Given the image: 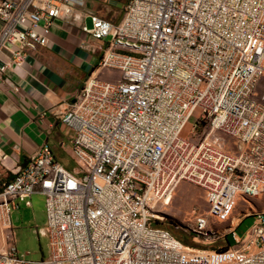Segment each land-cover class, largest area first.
Returning a JSON list of instances; mask_svg holds the SVG:
<instances>
[{"label": "built area", "instance_id": "2783aa9c", "mask_svg": "<svg viewBox=\"0 0 264 264\" xmlns=\"http://www.w3.org/2000/svg\"><path fill=\"white\" fill-rule=\"evenodd\" d=\"M74 4L0 0V72L43 45ZM90 20L84 32L110 36L98 66L119 75L89 77L61 118L75 171L45 144L0 185V264H264L262 211L242 235L230 225L223 250L192 249L153 224L154 205L181 181L208 205L192 216L194 237L219 234L211 223L264 194V0H126L118 23ZM36 193L49 255L31 260L10 214Z\"/></svg>", "mask_w": 264, "mask_h": 264}, {"label": "crops", "instance_id": "0c3cea01", "mask_svg": "<svg viewBox=\"0 0 264 264\" xmlns=\"http://www.w3.org/2000/svg\"><path fill=\"white\" fill-rule=\"evenodd\" d=\"M73 1L75 4L71 15L54 19L43 45L31 52L20 65L12 64L5 72H0L1 184L6 182L8 173L13 174L18 166H23L45 144L50 147L55 160L68 169L63 161L69 154L72 158L71 132L61 121L68 104L89 77L111 80L113 73L117 77L119 75L118 71L104 70L98 66L110 36L96 40L81 27L84 24L91 28L90 15L93 14L118 23L123 16L126 0ZM9 47L16 49L15 45ZM3 52L5 56L1 55L2 60L13 58L9 51ZM40 195L33 194L30 204L20 203L19 208H30ZM42 209L40 229L46 236L48 256L45 206ZM17 210L10 214L12 227V214ZM241 221L237 222V226ZM18 235V230L14 228L15 246ZM3 246L0 235V248Z\"/></svg>", "mask_w": 264, "mask_h": 264}, {"label": "rangeland", "instance_id": "374dc122", "mask_svg": "<svg viewBox=\"0 0 264 264\" xmlns=\"http://www.w3.org/2000/svg\"><path fill=\"white\" fill-rule=\"evenodd\" d=\"M113 75L112 79L117 77L115 73ZM192 120L193 118H191ZM188 130L189 126H186L182 135H188ZM63 162L69 170H74L76 167L70 154ZM203 195L199 186L188 181L179 182L167 199H159L154 205V212L159 218L153 224L168 230L174 236L176 234L186 235L189 242L188 247L192 249L212 250L226 245L225 237L221 234H226L230 225L234 226L243 219L235 229L236 234L242 235L252 222L250 214L253 211L264 212V194L255 198H248L246 202L237 200L229 220L211 223L214 230H220L219 234L194 237L190 227L193 214L206 213L208 210ZM43 207L44 197L40 195L30 208L21 206L12 214V225L19 233L16 244L17 251L19 254H25V257L31 260H39L47 256L46 236L40 229ZM228 240L232 245L233 239L230 235Z\"/></svg>", "mask_w": 264, "mask_h": 264}, {"label": "trees", "instance_id": "16d2710c", "mask_svg": "<svg viewBox=\"0 0 264 264\" xmlns=\"http://www.w3.org/2000/svg\"><path fill=\"white\" fill-rule=\"evenodd\" d=\"M12 176H13L12 173H8L6 176V182L9 181L12 178ZM0 185H1V183H0ZM175 237L178 238L184 245L189 246L188 245L189 242H188L186 235L176 234ZM224 237H225L226 245L216 248L217 250H223V249L227 248V246L230 245L229 240H228L229 235H225Z\"/></svg>", "mask_w": 264, "mask_h": 264}]
</instances>
